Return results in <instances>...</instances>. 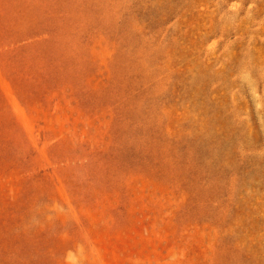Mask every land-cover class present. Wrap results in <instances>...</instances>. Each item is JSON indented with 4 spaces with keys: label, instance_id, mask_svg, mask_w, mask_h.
<instances>
[{
    "label": "rangeland",
    "instance_id": "obj_1",
    "mask_svg": "<svg viewBox=\"0 0 264 264\" xmlns=\"http://www.w3.org/2000/svg\"><path fill=\"white\" fill-rule=\"evenodd\" d=\"M0 264H264V0H0Z\"/></svg>",
    "mask_w": 264,
    "mask_h": 264
}]
</instances>
